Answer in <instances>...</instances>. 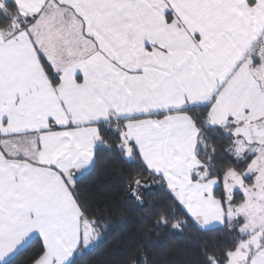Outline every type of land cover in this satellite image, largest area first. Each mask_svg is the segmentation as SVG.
<instances>
[{
  "label": "snow or ice",
  "instance_id": "6c2138e0",
  "mask_svg": "<svg viewBox=\"0 0 264 264\" xmlns=\"http://www.w3.org/2000/svg\"><path fill=\"white\" fill-rule=\"evenodd\" d=\"M128 220L105 264H264V0H0V264Z\"/></svg>",
  "mask_w": 264,
  "mask_h": 264
},
{
  "label": "trees",
  "instance_id": "16d2710c",
  "mask_svg": "<svg viewBox=\"0 0 264 264\" xmlns=\"http://www.w3.org/2000/svg\"><path fill=\"white\" fill-rule=\"evenodd\" d=\"M115 167V165L113 166ZM87 184L92 185L96 194L100 196H108L114 194V181L111 175H104L97 173L93 177L86 179ZM133 224L130 220L125 221L118 225L117 229L109 236V238L100 245L94 252L86 258L85 264H105L110 257L111 253L119 246L121 232H126L132 228ZM189 244L187 234H176L172 237H166L162 241V246L170 249L169 254L166 256L168 264H186L187 255L177 250L185 248Z\"/></svg>",
  "mask_w": 264,
  "mask_h": 264
}]
</instances>
